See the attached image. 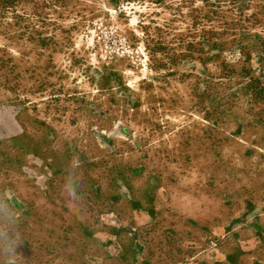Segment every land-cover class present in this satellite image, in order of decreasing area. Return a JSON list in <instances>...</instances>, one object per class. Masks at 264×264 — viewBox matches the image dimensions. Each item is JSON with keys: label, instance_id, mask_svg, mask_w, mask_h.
Returning <instances> with one entry per match:
<instances>
[{"label": "rangeland", "instance_id": "1", "mask_svg": "<svg viewBox=\"0 0 264 264\" xmlns=\"http://www.w3.org/2000/svg\"><path fill=\"white\" fill-rule=\"evenodd\" d=\"M0 264H264V0H0Z\"/></svg>", "mask_w": 264, "mask_h": 264}, {"label": "trees", "instance_id": "2", "mask_svg": "<svg viewBox=\"0 0 264 264\" xmlns=\"http://www.w3.org/2000/svg\"><path fill=\"white\" fill-rule=\"evenodd\" d=\"M260 89H262V88H260Z\"/></svg>", "mask_w": 264, "mask_h": 264}]
</instances>
